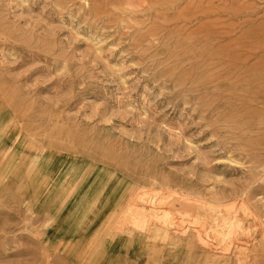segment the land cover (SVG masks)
I'll return each instance as SVG.
<instances>
[{"label":"rangeland","instance_id":"374dc122","mask_svg":"<svg viewBox=\"0 0 264 264\" xmlns=\"http://www.w3.org/2000/svg\"><path fill=\"white\" fill-rule=\"evenodd\" d=\"M0 264H264V0H0Z\"/></svg>","mask_w":264,"mask_h":264},{"label":"bare ground","instance_id":"6f19581e","mask_svg":"<svg viewBox=\"0 0 264 264\" xmlns=\"http://www.w3.org/2000/svg\"><path fill=\"white\" fill-rule=\"evenodd\" d=\"M8 148V147H7ZM9 151V150H8ZM159 191V190H158ZM144 194V193H143ZM138 195V194H137ZM136 195V196H137ZM140 195V194H139ZM135 196V197H136ZM182 196V195H181ZM186 196V195H185ZM241 196V195H240ZM164 197V196H163ZM177 197H180V196H178L177 195ZM166 198H168V197H166ZM166 198H164L165 200H167ZM182 198V197H181ZM161 199H162V197H161ZM162 200V201H165V200ZM177 199V198H176ZM183 199V198H182ZM238 199V198H237ZM129 200H130V198H129ZM138 200V199H137ZM191 200V199H190ZM161 201V202H162ZM171 201V200H170ZM184 202H185V200H183ZM196 201V200H195ZM199 201V200H198ZM204 201H205V199H204ZM214 201V200H213ZM238 201V200H237ZM236 201V202H237ZM132 202V201H131ZM133 202H134V200H133ZM172 202V201H171ZM221 202V201H220ZM128 203V202H127ZM167 203H168V201H167ZM177 204H175V202H173L172 204H170V205H172V207H173V210L174 211H172L175 215L174 216H176L175 217V219L173 218H171L172 219V221L171 222H167V218H168V216H169V213L171 214L172 212H170L169 211V213L167 212V211H165V210H163L162 209V207L161 208H156V209H151L152 211H151V213L150 214H147V208L146 207H144V208H146V210L143 208V206L142 207H139V205H138V207L136 206L135 208H133V205L135 204H131L130 206H129V209L131 210H134V213H135V215H136V219H137V221H139V222H141V223H143V225L144 226H142V228H144V230L146 231L145 232V234L147 235L148 233L149 234H151L152 232H153V235L155 236V237H158L159 239H161V240H169L170 241V237H169V234H168V232L170 231H172L173 229H175V228H177V227H179V223H180V217H182L183 216V220H184V215H185V213H184V215L182 214V212H181V209H180V207L179 208H177L178 206V204H179V202H178V200H177V202H176ZM204 203V202H203ZM209 203H211V201L209 202ZM219 203V202H218ZM230 203V202H229ZM151 204V203H150ZM158 204V203H157ZM197 204V203H196ZM212 204V203H211ZM211 204H210V206H211ZM226 204H227V202H226ZM128 205V204H127ZM162 205V204H161ZM169 205V204H168ZM188 205V204H187ZM192 205V204H191ZM198 205V204H197ZM213 205V204H212ZM216 205V204H215ZM227 205H230V204H227ZM235 205V204H234ZM231 206V207H228V209L225 211V212H223V210H220V209H222L221 207H220V209H215V208H209L208 210H206V209H204V208H202V207H198V206H194V204H193V207H191V209H190V213H189V215H192V216H195L194 218V220H196L197 218L198 219H200V220H202V222H204V225H205V227H206V229H208L207 231H209L210 233H209V235L211 234V236H210V238L212 237V239L213 238H215L217 241L219 240L220 242L221 241H230L231 242V240L233 239V237H235L236 239H240V237H242V236H245L246 237V235H248L249 234V232H250V228L249 227H244V228H242V223H241V220L239 219V217L243 214V213H241V211L239 210V209H237L236 208V206ZM237 205V204H236ZM243 205V204H242ZM135 206V205H134ZM156 206V205H155ZM163 206V205H162ZM238 206H239V204H238ZM244 206V205H243ZM242 206V207H243ZM158 207H159V205H158ZM164 207V206H163ZM205 207V206H204ZM209 207V206H208ZM208 207H205V208H208ZM217 207V206H216ZM219 207V206H218ZM227 207H225V208H227ZM165 208V207H164ZM167 209H168V207H166ZM225 208H223L224 210H225ZM245 208V207H244ZM244 208L242 209V210H244ZM170 209V208H169ZM183 209H185V208H183ZM182 209V210H183ZM187 210H188V208H186ZM185 209V212L187 211ZM148 210H150V209H148ZM171 210V209H170ZM184 211V210H183ZM222 211V212H221ZM188 213V212H187ZM132 215V214H131ZM173 215V214H172ZM238 215H240L239 217H238ZM180 216V217H179ZM188 216V215H187ZM242 217H243V215H242ZM149 218H154L156 221H159L160 223H152L151 222V224L149 223L148 224V220H149ZM189 218V217H188ZM193 218V217H192ZM146 219H148L147 221H146ZM192 220V219H191ZM179 221V222H178ZM186 222V221H185ZM201 222V223H202ZM182 223H184V222H182ZM154 225V227H156V229H154L153 231H151V229H150V226L151 225ZM181 225V224H180ZM244 225V224H243ZM182 226H183V224H182ZM181 226V227H182ZM189 228V227H188ZM201 228V227H200ZM179 229V231H180V228H178ZM178 229H176V230H178ZM182 230V229H181ZM186 230H187V226H185L184 227V229L181 231V233L183 234L184 232H186ZM202 230V229H201ZM178 231V232H179ZM144 232V231H143ZM173 232H177V231H173ZM190 232V231H189ZM205 232H206V230H205ZM178 234H180V233H178ZM195 234H197V233H195ZM171 235H173L172 233H171ZM177 235V234H176ZM187 235V234H186ZM193 235V234H192ZM206 235H208V233L206 234ZM149 236V235H148ZM180 236H181V234H180ZM184 236V235H183ZM191 237V236H190ZM207 237V236H206ZM250 237V236H249ZM179 238V237H178ZM188 238V237H187ZM192 238V237H191ZM197 239L199 238L198 236L196 237ZM209 238V237H208ZM172 239H173V237H172ZM171 239V240H172ZM176 239V238H175ZM200 239V238H199ZM250 239V238H249ZM189 240V239H188ZM192 240V239H191ZM196 240V239H195ZM244 240V239H243ZM237 241V240H236ZM246 242V241H245ZM236 243V242H235ZM221 245V244H220ZM238 246V245H237ZM223 247V246H222ZM221 247V248H222ZM240 247V246H239ZM220 248V249H221ZM229 248V247H228ZM224 249H225V247H224ZM220 251V250H219ZM224 251V250H223ZM240 251V250H239ZM247 251V250H246ZM249 251V250H248ZM221 252V251H220ZM227 252H228V250H227Z\"/></svg>","mask_w":264,"mask_h":264}]
</instances>
